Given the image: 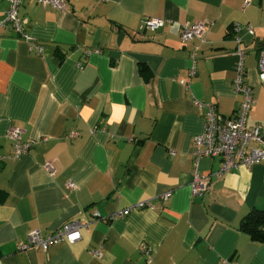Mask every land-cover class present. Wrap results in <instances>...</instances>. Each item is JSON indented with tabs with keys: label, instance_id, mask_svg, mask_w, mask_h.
I'll return each instance as SVG.
<instances>
[{
	"label": "crops",
	"instance_id": "crops-1",
	"mask_svg": "<svg viewBox=\"0 0 264 264\" xmlns=\"http://www.w3.org/2000/svg\"><path fill=\"white\" fill-rule=\"evenodd\" d=\"M66 4L60 12L34 2L19 10L41 55L9 28L1 32L0 155L11 153L10 126L37 143L0 164V264H264V243L238 229L249 211L264 210V164L224 174L200 196L190 190L196 171L208 175L220 166L219 158L193 157L205 114L193 99L224 118L235 116L241 99L232 88L234 27L252 90L247 125H264L257 77L264 0ZM7 7L0 0V19ZM145 19L164 25L142 31ZM196 22L211 24L204 41L182 43V26ZM71 132L77 137L64 140ZM140 203L125 218L91 216L106 219ZM70 221L86 223L79 241L18 251L29 232L47 236Z\"/></svg>",
	"mask_w": 264,
	"mask_h": 264
},
{
	"label": "built area",
	"instance_id": "built-area-1",
	"mask_svg": "<svg viewBox=\"0 0 264 264\" xmlns=\"http://www.w3.org/2000/svg\"><path fill=\"white\" fill-rule=\"evenodd\" d=\"M27 2H34L43 7L52 8L55 11H62L66 8L67 0H8V7L2 19H0V36L2 30L9 28L18 40L24 41L29 45V50L37 55H41L42 46L32 42L23 29L22 21L19 17L21 6ZM245 6L247 2L244 3ZM164 25L163 20L145 19L142 22L141 30L154 32ZM210 23L196 22L193 24H185L180 31V41L182 43L190 42L194 39L199 42L204 41V35L210 28ZM243 31L251 34L252 28L247 26ZM232 32L235 33L237 48L235 50L236 62L233 66V82L232 88L235 95L240 96V102L236 110L235 116L232 118H224L219 115L213 105L205 104L202 101L193 99L194 108L205 110L203 132L193 139V157L199 160L203 157L219 158V168L209 173L208 175H199L197 171L193 175L190 184L191 194L200 196L207 193L212 188V181L219 179L224 174L239 168H249L254 165L264 164V125L248 126L247 118L253 105L252 90L244 83L245 70L243 67L244 52L239 46L241 44L240 28L234 27ZM192 67L187 75L193 77L195 74V56L194 53L190 56ZM257 77L262 88L264 89V48L261 49L257 57ZM185 88L187 83L180 82ZM23 131L19 127L10 126L6 132V138L11 144V153L8 155H0V164L7 160H17L28 154L30 149L37 141H22L21 136ZM77 137L76 132H71L63 136L64 140H71ZM41 141H46L43 138ZM45 171L50 175L53 173V168L50 163H46ZM68 189H74L72 184H68ZM169 194L163 195L167 199ZM143 203L136 204L133 208L121 210L113 213L109 218L100 219L98 213H93V220L121 219L129 215L132 210L140 208ZM86 227V223L79 221H70L63 224L61 227L53 231L47 236H42L39 231H31L27 234L26 240L18 244V251L35 250L46 252L50 246L57 244H73L80 240L81 230ZM91 255L94 258L100 256L99 251H92ZM146 255V254H145ZM147 256V255H146ZM150 260H148L149 264ZM221 264H236L223 262Z\"/></svg>",
	"mask_w": 264,
	"mask_h": 264
},
{
	"label": "trees",
	"instance_id": "trees-1",
	"mask_svg": "<svg viewBox=\"0 0 264 264\" xmlns=\"http://www.w3.org/2000/svg\"><path fill=\"white\" fill-rule=\"evenodd\" d=\"M238 229L251 240L264 243V210L249 211L240 221Z\"/></svg>",
	"mask_w": 264,
	"mask_h": 264
},
{
	"label": "bare ground",
	"instance_id": "bare-ground-1",
	"mask_svg": "<svg viewBox=\"0 0 264 264\" xmlns=\"http://www.w3.org/2000/svg\"><path fill=\"white\" fill-rule=\"evenodd\" d=\"M7 10V9H6Z\"/></svg>",
	"mask_w": 264,
	"mask_h": 264
}]
</instances>
